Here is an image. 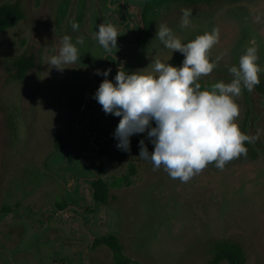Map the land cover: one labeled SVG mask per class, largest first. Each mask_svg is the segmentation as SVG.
<instances>
[{
  "label": "rangeland",
  "instance_id": "374dc122",
  "mask_svg": "<svg viewBox=\"0 0 264 264\" xmlns=\"http://www.w3.org/2000/svg\"><path fill=\"white\" fill-rule=\"evenodd\" d=\"M16 1L25 17L0 37V264H213L210 244L219 239L242 245L246 264H264V94L243 89L236 101L240 130L258 136L250 143L255 155L241 154L223 169L209 163L187 182L139 157L141 139L153 149L146 133L131 137L130 151L117 148L113 134L120 118L106 115L94 99L104 79L96 69L111 68L112 79L119 66L151 71L156 59L181 64L183 54L155 37L160 23L182 43L219 28L211 57L222 59L200 78L202 86L230 82L228 69L252 46L263 80L264 0L155 6L148 13L153 33L145 46L134 38L145 0L0 3ZM182 9L192 10L186 28ZM107 22L120 34L110 51L96 39L98 26ZM66 34L73 41L83 36L80 59L63 72L49 69L45 58ZM30 52L35 65L15 79L5 63ZM99 164L107 202L95 199L90 184L97 177L90 168ZM109 235L115 243L100 241Z\"/></svg>",
  "mask_w": 264,
  "mask_h": 264
},
{
  "label": "clouds",
  "instance_id": "9594fccd",
  "mask_svg": "<svg viewBox=\"0 0 264 264\" xmlns=\"http://www.w3.org/2000/svg\"><path fill=\"white\" fill-rule=\"evenodd\" d=\"M191 9H182L181 27H188ZM73 30L79 23L70 21ZM119 29L110 22L101 23L96 32L99 45L106 51L118 47ZM155 37L168 49L179 51L184 59L180 65L156 59L151 71H128L119 66L109 79L111 68L96 69L104 79L94 93V99L106 115L119 117L114 131L117 148L130 151L131 137L146 133L153 145L149 151L145 140L139 141V157L150 160L154 168L163 166L169 176L187 182L209 163L219 169L247 153L244 142H254L258 136H249L240 130L237 122L239 105L236 102L243 89L252 91L260 83L258 49L248 47L240 56L238 66L228 70L230 82L218 81L202 86V76L209 75L222 56L211 57V49L219 42L220 30L210 32L182 43L172 28L160 23ZM83 36L73 41L64 35L55 54L46 56L49 69L63 72L68 65L80 59L78 45Z\"/></svg>",
  "mask_w": 264,
  "mask_h": 264
},
{
  "label": "trees",
  "instance_id": "16d2710c",
  "mask_svg": "<svg viewBox=\"0 0 264 264\" xmlns=\"http://www.w3.org/2000/svg\"><path fill=\"white\" fill-rule=\"evenodd\" d=\"M218 0H145L144 5V15H145V25L141 31L136 35L137 42L140 45H145L149 42L153 26L151 20H146L148 18L149 11L155 6L161 7L169 2H174L177 4H211ZM25 17L24 9L19 1L9 3L4 2L0 3V37L1 35L9 28L14 27ZM1 41V39H0ZM36 61V56L33 52L28 54L21 55L19 57L13 58L10 61L6 62V70L11 73L12 77L15 79L21 80L26 75L34 65ZM254 90L264 94V79L260 80V83L254 87ZM8 127L13 136L16 134V123L13 115H10L7 118ZM56 145L60 147L62 145V134L59 132L56 137ZM244 146L247 148L248 155H255L254 149L251 147L250 143L245 141ZM97 175L102 172V165L93 166ZM94 189V196L97 200L107 202L106 199V184L101 178H95L92 182ZM102 242H106L112 245L115 243V236L109 235L102 237L100 239ZM211 251L213 253L212 263L218 264L225 262L227 264H246L247 255L242 245L239 243L228 240V239H219L213 241L211 244Z\"/></svg>",
  "mask_w": 264,
  "mask_h": 264
},
{
  "label": "flooded vegetation",
  "instance_id": "af4514ba",
  "mask_svg": "<svg viewBox=\"0 0 264 264\" xmlns=\"http://www.w3.org/2000/svg\"><path fill=\"white\" fill-rule=\"evenodd\" d=\"M146 20H148L147 17H146ZM126 22H127V17H126V14H125V22H124V23H126ZM144 25H145V15H144V9H143V14H142V28H141L139 31H141V30L143 29ZM139 31H138V32H139ZM138 32L135 33V37H134V38H135V42L137 43V45H139V46H145V45H147L149 42H148L147 44H145V45H140V44L137 42V39H136L137 37H136V35H137ZM152 33H153V32H152ZM111 57H113V56H111ZM108 62H109V60H108ZM109 63H110V62H109ZM87 129H88V127H87ZM88 131H89V130H88ZM90 138H91V139H90V142H91L90 144H92V146H93L94 138H93V135H92V134H90ZM98 152H99V151H98ZM100 153H101V152H100ZM100 153H99V154H100ZM92 167H93V166H92ZM90 169H92L93 171H95L94 167H93V168H90ZM95 172H96V171H95ZM96 175H97V173H96ZM98 177H99V176L97 175L96 178H98ZM93 180H94V179H93ZM93 180H91V183H90L92 189H93V186H92V182H93ZM93 195H94V189H93ZM94 197H95V196H94ZM95 199H96V198H95Z\"/></svg>",
  "mask_w": 264,
  "mask_h": 264
}]
</instances>
